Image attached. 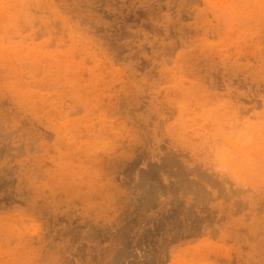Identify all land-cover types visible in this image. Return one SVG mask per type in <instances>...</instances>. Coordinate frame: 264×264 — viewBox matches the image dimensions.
Wrapping results in <instances>:
<instances>
[{"label": "rangeland", "instance_id": "obj_1", "mask_svg": "<svg viewBox=\"0 0 264 264\" xmlns=\"http://www.w3.org/2000/svg\"><path fill=\"white\" fill-rule=\"evenodd\" d=\"M0 264H264V0H0Z\"/></svg>", "mask_w": 264, "mask_h": 264}]
</instances>
